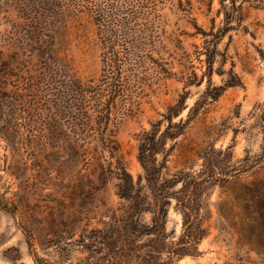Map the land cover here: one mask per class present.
<instances>
[{
	"label": "trees",
	"instance_id": "1",
	"mask_svg": "<svg viewBox=\"0 0 264 264\" xmlns=\"http://www.w3.org/2000/svg\"><path fill=\"white\" fill-rule=\"evenodd\" d=\"M167 1L0 0V10L11 8L21 19L11 21L5 41L15 44L16 51L7 57L0 55V135L11 155L6 165L13 166L15 149L21 143L30 147V141H44V149L49 146L63 152L54 172L62 173L60 163L66 161L67 170L77 164L72 169L75 173L85 169L99 181H107L109 175L117 180V205L109 209L101 226L84 229L75 239L83 254L68 263L62 256L49 259L33 252L34 264H175L184 255L196 254L198 242L206 233L200 214L204 188L226 181L257 162L232 161L230 151L223 162L214 154L204 153L198 169L163 175L164 160L158 162L157 154L165 140L179 132L181 120L171 121V117L183 108L185 94L167 107L162 129L152 123L138 133L136 160L141 173L133 177L120 159L116 128L144 92L146 71L157 76L170 72L164 65L168 61L156 60L151 54L155 43L162 40L159 9ZM82 12L95 25L100 62L96 78L78 76L63 51L65 27ZM220 34L215 31L213 35ZM172 40L179 41L176 37ZM193 45L199 54L200 45ZM166 54L174 57L171 51ZM179 58L177 55L175 59ZM206 61L209 70V56ZM189 73L196 76L194 71ZM233 83L236 81L231 79L227 82ZM261 147L259 158L264 155V141ZM208 150L221 153L213 147ZM238 188L234 191L237 209L230 216L236 242L264 252V175L240 183ZM222 203L218 202L216 209L225 217ZM20 204L19 195L10 200L0 196L2 208L15 210ZM170 204L180 215L177 232L166 228ZM29 237L26 233L28 245ZM219 264L240 263L223 260Z\"/></svg>",
	"mask_w": 264,
	"mask_h": 264
},
{
	"label": "rangeland",
	"instance_id": "2",
	"mask_svg": "<svg viewBox=\"0 0 264 264\" xmlns=\"http://www.w3.org/2000/svg\"><path fill=\"white\" fill-rule=\"evenodd\" d=\"M181 1L182 4L169 0L159 9L162 40L155 43L151 54L156 60L168 61L164 65L170 72L157 76L146 71L144 92L116 128L119 157L133 177L141 173L136 160L138 133L152 123L162 129L167 107L185 94L183 108L171 117V121L181 120L179 132L167 138L157 154L158 162L164 160L163 175L198 169L204 153L214 154L223 162L230 151L232 161L257 162L226 181L204 188L200 214L206 233L198 242V252L184 255L176 263L219 264L230 260L264 264V252H256L243 241L236 242L230 220L237 209L234 191L239 184L264 175V155L259 158L264 141V0ZM13 20L21 19L11 8L0 10L1 57L17 48L15 44H5ZM65 30L63 51L78 76L98 77L99 50L90 16L80 13L68 21ZM215 31L221 34L216 37ZM175 37L178 42L172 40ZM193 44L200 45L199 54H195ZM17 54L23 57L14 53L16 57ZM177 55L181 57L178 60ZM190 71L196 76L192 77ZM229 79L236 83L227 84ZM43 142L30 141V147L18 145L13 166L8 167L6 162L11 155L0 135V196L10 200L19 195L21 201L15 210L0 207V264H34L33 252L49 259L62 256L68 263L75 261L83 254L75 244L78 233L101 226L109 209L119 201L113 175L107 181H99L94 175H87L85 169L81 174L75 173L72 169L77 164L67 170L66 161L60 163L64 167L62 173L54 172L56 160H62L63 152L49 146L44 149ZM210 147L221 149V153L210 152ZM222 201L225 217L216 209ZM171 205L166 228L177 232L180 215ZM26 233H30L29 245Z\"/></svg>",
	"mask_w": 264,
	"mask_h": 264
}]
</instances>
